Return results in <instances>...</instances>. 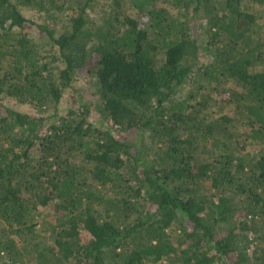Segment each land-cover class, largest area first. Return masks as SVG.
Returning a JSON list of instances; mask_svg holds the SVG:
<instances>
[{"label":"trees","instance_id":"trees-1","mask_svg":"<svg viewBox=\"0 0 264 264\" xmlns=\"http://www.w3.org/2000/svg\"><path fill=\"white\" fill-rule=\"evenodd\" d=\"M0 108V264H264V0H0Z\"/></svg>","mask_w":264,"mask_h":264},{"label":"rangeland","instance_id":"rangeland-1","mask_svg":"<svg viewBox=\"0 0 264 264\" xmlns=\"http://www.w3.org/2000/svg\"><path fill=\"white\" fill-rule=\"evenodd\" d=\"M21 12L23 13V15L25 17H27L29 19V21H31V24H29L30 27H29V31H28L29 37L31 39H34L35 43L39 44L40 48H42V50H46L47 46L43 45L44 39L42 40V39L38 38V37H40V34H38V32L36 31L35 26L42 23V24L47 25L50 29H54L58 32V31H60L59 29L62 25L61 19L59 22L57 21V23L55 24L53 20L45 18L44 16L40 15L35 10L24 8V9H21ZM89 17L94 19V17H96V15L93 11H91V12L89 11ZM76 85H81L85 88L87 86L88 90L85 89L83 91V94H82L84 100L92 101L94 99V95L91 93V92H94V89L91 88V84L88 81V78H85L84 76L80 75L77 79ZM73 94L74 95H71V93L70 94H67V93L63 94L62 101H61V103H62L61 115H64L66 113L67 108L77 109L78 105L81 103L80 94L77 92H73ZM3 104L9 105L10 107L13 106L12 108L16 111H19V112L26 113V112L30 111L25 105H23V106L16 105L14 103V101H12L10 99L8 100L7 98L3 99ZM2 111H3V108H0V112H2ZM101 116L102 115H99V113H95L93 116H90V120L93 121L99 128L108 129L113 133V131L115 130L116 127L112 126L110 123H107L105 119L101 118ZM133 135H135V132L130 133V136L133 137ZM252 249H253V246L250 245L249 253H251Z\"/></svg>","mask_w":264,"mask_h":264}]
</instances>
